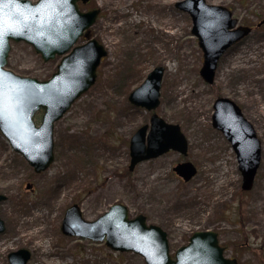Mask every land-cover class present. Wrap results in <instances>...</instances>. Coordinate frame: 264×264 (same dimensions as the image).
<instances>
[{
    "label": "rangeland",
    "instance_id": "374dc122",
    "mask_svg": "<svg viewBox=\"0 0 264 264\" xmlns=\"http://www.w3.org/2000/svg\"><path fill=\"white\" fill-rule=\"evenodd\" d=\"M34 3L36 0H30ZM177 0H89L83 11L99 9L90 35L107 51L95 82L55 122L54 161L35 173L0 134V264L16 249L31 252L28 264H145L133 252H115L103 241L63 235L61 217L79 201L85 219L94 220L121 202L130 216H146L162 228L171 251L193 231L218 233L238 264H264V0H206L231 9L247 37L220 58L207 85L199 69L202 53L190 32V18ZM80 38L77 45L83 43ZM6 68L23 77L48 79L59 62H47L28 43L12 42ZM164 68L158 115L179 124L187 154L168 151L128 170L129 138L149 122L150 112L132 106L128 92L155 66ZM127 90V91H126ZM231 98L253 125L261 161L251 190H241L233 148L211 125L212 103ZM35 117L39 123L41 112ZM20 155V157H19ZM189 161L197 173L182 181L172 167ZM30 188H26V184Z\"/></svg>",
    "mask_w": 264,
    "mask_h": 264
},
{
    "label": "water",
    "instance_id": "95a60500",
    "mask_svg": "<svg viewBox=\"0 0 264 264\" xmlns=\"http://www.w3.org/2000/svg\"><path fill=\"white\" fill-rule=\"evenodd\" d=\"M88 0H5L0 15V134L12 150L24 158L35 173L50 167L54 159L53 128L71 104L95 82L97 67L106 49L90 37V27L99 9L80 10L78 2ZM175 8L188 14L190 32L197 39L202 53L199 74L206 84L215 78L218 61L227 48L246 37L250 27L238 25L232 12L222 5L206 0H177ZM258 23L260 25L263 23ZM80 36L84 43L76 45ZM26 42L41 59L60 61L47 80L23 77L8 69L7 57L11 42ZM164 68L155 66L144 81L127 95L129 103L150 111L149 122L135 129L129 138L128 169L138 163L157 158L169 150L187 153V139L179 124L166 122L156 112ZM211 125L227 139L233 148L241 173V189L250 190L261 160V146L253 125L230 98L219 96L213 101ZM41 110L39 123L35 113ZM183 181L197 172L192 162H179L172 168ZM30 185L26 184V188ZM5 195L0 193V202ZM59 230L62 234L94 242L104 241L115 252H133L145 264H236L225 258L218 244L217 233L194 231L187 243L171 254L166 232L157 225L147 224L145 215L129 216L122 203L109 205L107 211L94 220L83 218L77 203L66 207ZM0 219V233L4 230ZM31 253L18 249L7 255L8 264H27Z\"/></svg>",
    "mask_w": 264,
    "mask_h": 264
},
{
    "label": "flooded vegetation",
    "instance_id": "af4514ba",
    "mask_svg": "<svg viewBox=\"0 0 264 264\" xmlns=\"http://www.w3.org/2000/svg\"><path fill=\"white\" fill-rule=\"evenodd\" d=\"M225 8H226V7H225ZM230 10H231V9H230ZM231 12H232V11H231ZM232 15H233V13H232ZM232 17H233V16H232ZM233 18H234V17H233ZM263 20H264V19H261L260 21H258V23H260V22L263 21ZM258 23L256 24V27L259 26ZM263 23H264V22H263ZM263 23H261L260 25H262ZM237 24H238V25H242V24H240V23L238 22V20H237ZM243 26H246V25H243ZM248 26H249V25H248ZM248 26H246V27H248ZM249 27H250V30L252 31V27H251V26H249ZM251 31H250V32H251ZM250 32H249V33H250ZM249 33H248V34H249ZM247 36H248V35H247ZM247 36H246V37H247ZM244 38H245V37H244ZM244 38H242V39H244ZM242 39L238 40V42H240ZM238 42H237V43H238ZM237 43H235V44H237ZM235 44H233L232 46H234ZM232 46H230V47H232ZM230 47H229V48H230ZM229 48H227V49H229ZM226 51H227V50H226ZM226 51H225V53H226ZM221 57H222V56H221ZM221 57H220V58H221ZM213 82H214V81H213ZM213 82H212V83H213ZM212 83H211V84H212ZM211 84H207V85H211ZM221 96H223V95H221ZM224 97H226V96H224ZM227 98H228V97H227ZM134 132H135V130H134ZM134 132H133V133H134ZM226 140H227V139H226ZM259 141H260V139H259ZM260 146H261V144H260ZM260 156H261V154H260ZM176 165H177V164H176ZM173 167H174V166H173ZM173 167H172V168H173ZM172 171H173V170H172ZM174 172H175V171H174ZM175 174H176V173H175ZM191 178H192V177H191ZM190 180H191V179H190ZM190 180H189V181H190ZM5 199H6V197H5ZM221 245H222V244H221ZM222 246H223V245H222ZM223 248H224V251H223L224 254H225L228 258H230V259H234V260L236 261V264H238V258L236 257V256H237V251H236L235 253H233V254H232V253H231V254H227V253H225V252L228 250V246H226V247L223 246Z\"/></svg>",
    "mask_w": 264,
    "mask_h": 264
},
{
    "label": "snow or ice",
    "instance_id": "6c2138e0",
    "mask_svg": "<svg viewBox=\"0 0 264 264\" xmlns=\"http://www.w3.org/2000/svg\"><path fill=\"white\" fill-rule=\"evenodd\" d=\"M45 2H52V0H42V3H45ZM59 2H63V0H59ZM5 3V0H0V6H2L3 4ZM2 7H0V15H2ZM3 35V29L0 28V36Z\"/></svg>",
    "mask_w": 264,
    "mask_h": 264
},
{
    "label": "trees",
    "instance_id": "16d2710c",
    "mask_svg": "<svg viewBox=\"0 0 264 264\" xmlns=\"http://www.w3.org/2000/svg\"><path fill=\"white\" fill-rule=\"evenodd\" d=\"M127 91V90H126ZM20 157V156H19ZM21 158V157H20ZM78 203H79V201H78Z\"/></svg>",
    "mask_w": 264,
    "mask_h": 264
}]
</instances>
